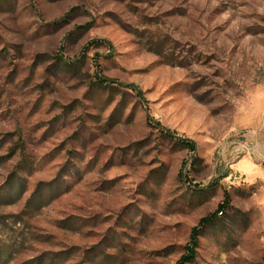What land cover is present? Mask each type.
<instances>
[{"label":"rangeland","instance_id":"obj_1","mask_svg":"<svg viewBox=\"0 0 264 264\" xmlns=\"http://www.w3.org/2000/svg\"><path fill=\"white\" fill-rule=\"evenodd\" d=\"M212 214L188 264H264V0H0V264H178Z\"/></svg>","mask_w":264,"mask_h":264},{"label":"trees","instance_id":"obj_2","mask_svg":"<svg viewBox=\"0 0 264 264\" xmlns=\"http://www.w3.org/2000/svg\"><path fill=\"white\" fill-rule=\"evenodd\" d=\"M130 87L131 89L137 91L135 86H130ZM164 131L165 130H163V133H165L167 137L175 138V136L171 132H168V131L164 132ZM179 141L181 142L183 147L189 149L190 151L195 152L197 150V145L193 141L187 140V139H180ZM222 208L223 207L221 206L220 210H222ZM216 217H217L216 214H212L210 216L203 218L200 221V223L193 229L191 240L186 247V254L183 256L182 260L178 264H188L194 261L197 255L199 244H200V241H199L200 236L202 235L205 229L213 225Z\"/></svg>","mask_w":264,"mask_h":264}]
</instances>
